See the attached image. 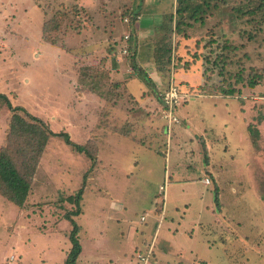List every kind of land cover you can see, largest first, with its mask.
<instances>
[{"label": "rangeland", "instance_id": "374dc122", "mask_svg": "<svg viewBox=\"0 0 264 264\" xmlns=\"http://www.w3.org/2000/svg\"><path fill=\"white\" fill-rule=\"evenodd\" d=\"M178 3L0 0V94L54 134L24 206L0 194V264H65L67 217L76 264H139L162 203L150 264H264V0ZM12 115L0 99V152L29 173Z\"/></svg>", "mask_w": 264, "mask_h": 264}, {"label": "trees", "instance_id": "16d2710c", "mask_svg": "<svg viewBox=\"0 0 264 264\" xmlns=\"http://www.w3.org/2000/svg\"><path fill=\"white\" fill-rule=\"evenodd\" d=\"M183 0H179L178 9L176 10V14H182L186 12L185 8H181V4ZM172 20V19H171ZM181 23L177 22L175 25V30L179 34L181 32L180 29ZM238 81H241L242 78L237 77ZM248 87L254 88L257 84L255 79H251L248 81ZM231 85H228L227 88L220 90V94L226 97L233 96L237 93ZM0 99H2L9 110L13 112L12 120L10 123L11 131L14 130V135L18 134L19 136H26L27 138V147L32 149L31 156L27 163L24 164L26 169H30L29 173L21 174L17 168L9 153L6 150L0 152V186H1V195L8 200L9 202L13 203L19 208H22L25 204L27 196L30 191V178L35 170V166L40 158L41 154H43L44 149L50 139V136H54L51 131L44 129V124L42 121L37 119L36 117H31L30 119L34 121V123H27L25 122L19 115L16 114L17 111H23L20 107H12L9 100L0 94ZM16 130V132H15ZM13 132V131H12ZM62 137V134L58 135ZM64 142L74 148L77 152H84L85 148L80 145H75L72 143L67 135H63ZM82 197V189L77 191L76 197L71 198L69 197L68 201L75 202L77 209L72 213L73 216H77L80 214V208L78 206L79 201ZM165 200V199H164ZM214 202H217V195L215 196ZM165 204V203H164ZM163 206V205H162ZM162 207L158 210H155L156 215L161 214ZM71 225V231L69 235V240L71 242V249L67 255L65 260V264H76V260L78 255L81 252V246L78 241V231L79 228L76 225L75 221L71 219V217H67Z\"/></svg>", "mask_w": 264, "mask_h": 264}, {"label": "built area", "instance_id": "2783aa9c", "mask_svg": "<svg viewBox=\"0 0 264 264\" xmlns=\"http://www.w3.org/2000/svg\"><path fill=\"white\" fill-rule=\"evenodd\" d=\"M128 39H129L128 35L123 36L124 42L127 41ZM127 52H128V50L126 48L122 49L123 54H126ZM179 100H180V93H179L178 87L174 84H170V86L167 88L166 92L164 93V95L162 97L164 115L170 124H174L175 122H177V120L173 114H174L177 106L180 104ZM203 181L205 184L209 183L208 180H203ZM165 187H166L165 184L163 186L159 187V194L163 195V199H165V196H164L165 195ZM162 205L163 206H162L161 214L159 215L158 222L156 224L154 237L152 239L151 244H149V246L146 247L144 253L140 254L138 256L139 264H150L149 263L150 259L153 257L154 241H155V238L157 236L158 229L160 228V225L163 221V217H164V213H165L164 203H162ZM145 216H147V215H144L140 218L141 222H145Z\"/></svg>", "mask_w": 264, "mask_h": 264}, {"label": "crops", "instance_id": "0c3cea01", "mask_svg": "<svg viewBox=\"0 0 264 264\" xmlns=\"http://www.w3.org/2000/svg\"><path fill=\"white\" fill-rule=\"evenodd\" d=\"M94 44V43H93ZM90 45H92V43H90ZM128 90L129 91V89H128V86H127V88H124V90ZM130 92V91H129ZM139 92V91H138ZM129 94V93H128ZM130 94H131V92H130ZM133 96V95H132ZM138 97H139V95H137ZM176 130H177V132H178V129L179 130H181L180 128H175ZM182 131V130H181ZM173 133H174V131L172 132V135H173ZM124 139H126V137H123ZM169 140V139H168ZM136 145L134 144L133 145V147H135ZM172 146H174V148L176 147L175 146V144H174V142H173V136H172V139H171V142H170V150H169V153H168V155H166L165 157V161H170L171 160V158L174 156V154L176 153L175 152V149L174 150H172ZM141 149H142V147H140ZM205 184V183H204ZM160 187V186H159ZM166 188V187H165ZM163 219H164V217H163ZM155 222V221H154ZM156 222H157V220H156ZM155 227H156V225H155ZM156 229V228H155ZM159 230V229H158ZM157 235H159V231L157 232ZM238 241V240H237ZM204 262H205V260H203Z\"/></svg>", "mask_w": 264, "mask_h": 264}]
</instances>
